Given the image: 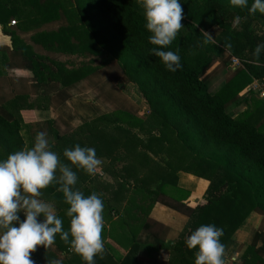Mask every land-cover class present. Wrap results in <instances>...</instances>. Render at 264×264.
I'll use <instances>...</instances> for the list:
<instances>
[{
	"label": "trees",
	"instance_id": "16d2710c",
	"mask_svg": "<svg viewBox=\"0 0 264 264\" xmlns=\"http://www.w3.org/2000/svg\"><path fill=\"white\" fill-rule=\"evenodd\" d=\"M252 2L248 0L249 7ZM180 3L184 28L168 48L161 50H178L182 68L169 72L150 52L156 46L148 41L150 33L137 0H0L1 30L11 42L10 47L0 46V161L27 147L22 130L28 125L22 110H34L41 115L53 100L84 92L85 87H80L83 81L98 73V67L90 63L68 66L67 61L56 60L50 53L105 56L103 64L109 59L115 61L124 80L135 85L148 106L146 121L129 110L117 108L86 125L96 135L92 140H97L93 143L97 153L104 147L108 152L104 156H111L118 146L126 150V157L130 156L133 163L145 167L142 170L146 166L149 169L145 176L152 185L145 182V176L135 175L139 169L129 166L130 163L119 170L111 167L109 171L120 185L110 189L113 197L109 199L100 192V181L94 175L86 174L63 157L65 148L77 144L87 147L85 144L91 141L88 134L81 141L72 134L55 131L51 124L47 126L56 137L50 148L58 150L65 164L77 174L75 189L85 196L100 194L108 226L104 223L103 230L125 250L116 259L104 249L103 258L97 255L95 264H194L195 249L189 250L185 240L196 228L207 224L223 229L225 263L237 252L234 264H264L261 228L248 243L239 244L234 238L235 231L252 212L264 218V98L257 92V97L250 94L245 98V108L234 112L241 102L239 91L243 87L250 86L254 79L264 87V52L259 57V67L250 62L255 46L264 43V35L256 30L258 23L264 24V14L249 15L247 8H233L229 0ZM236 16L241 17L239 23ZM63 19L66 23L60 24ZM56 22L59 25L55 28H43ZM30 30V39L49 54L34 49L19 34ZM201 30L211 34L217 43L204 44ZM228 42L232 44L231 51L223 47ZM232 56L240 60L241 67L231 70ZM216 61L223 63L224 74L228 68L231 75L220 78L212 67ZM13 62L17 66L14 73ZM96 124L102 126L98 129ZM129 169L134 170L131 174L137 182L147 185L143 188L136 183L129 194L123 195L121 185L126 178L122 175L119 179V174H123L122 170L127 174ZM180 172L203 181V202L188 205L196 183L191 187L181 183ZM58 188V184H53L42 194L52 199L67 231L69 205ZM163 198L173 200L175 203L164 202L186 214V220L175 240L165 239L164 227L161 233L154 231L156 240L142 243L138 240L139 232L151 229L146 220L148 212L154 202ZM114 212L116 216L112 215ZM258 240L262 243L257 244ZM59 252L67 257L58 258ZM30 258L35 264H85L59 235L53 250L38 246Z\"/></svg>",
	"mask_w": 264,
	"mask_h": 264
},
{
	"label": "clouds",
	"instance_id": "9594fccd",
	"mask_svg": "<svg viewBox=\"0 0 264 264\" xmlns=\"http://www.w3.org/2000/svg\"><path fill=\"white\" fill-rule=\"evenodd\" d=\"M137 3L150 33L148 41L156 46L150 49L151 54L160 59L167 71L181 69L178 50H161L168 48L184 28L180 0H137ZM229 3L233 8H247L249 15L264 14V0H253L250 7L248 0H229ZM240 20V16L235 17L237 23ZM201 31L205 36L204 44L217 43L211 34ZM223 47L231 51L232 44L228 42ZM262 52L264 43L256 45L252 53L254 59L250 62L257 67ZM63 157L88 175H94L103 163L95 148L79 144L65 148ZM77 180L72 167L62 163L60 156L50 149L44 131L36 134L31 148L13 152L0 161V264H35L31 253L38 246L48 248L55 244L57 235L85 264H95L97 255L103 258L104 202L96 192L85 196L75 189ZM53 184L59 185L57 190L63 193L64 202L69 205L67 231L54 206L40 198L42 190ZM20 212L24 214L22 221ZM41 216L42 221L38 219ZM222 236L223 229L214 224L201 225L192 231L185 244L189 250L195 249L194 264H225L226 246L221 242Z\"/></svg>",
	"mask_w": 264,
	"mask_h": 264
},
{
	"label": "rangeland",
	"instance_id": "374dc122",
	"mask_svg": "<svg viewBox=\"0 0 264 264\" xmlns=\"http://www.w3.org/2000/svg\"><path fill=\"white\" fill-rule=\"evenodd\" d=\"M61 23H66L65 19H63L60 22V24ZM10 24L15 25L14 21L13 23L11 21ZM58 25L59 23L56 22L55 24H50V26L45 25L43 26V28H46V27L55 28ZM0 28H1V25H0ZM256 30L259 34L264 35V24L261 25L258 23L256 25ZM32 31L33 30H30L27 32H19V34L27 43H30L34 49L41 51L45 54H49L47 51L43 50L42 48L34 44V42L30 39V34L32 33ZM0 42H2V44L5 43L9 45L10 40L8 36L3 35L1 37ZM49 55L54 57V59L56 60L65 61V62L67 61L68 66L81 65L82 63L83 64L90 63L92 64V66L98 67V73L92 74L85 81H83V84L80 87L82 88L85 87L84 92L75 94L73 98L69 100V102L63 103L64 104V105L62 104L63 106L61 105L57 108L50 107L45 112H42L43 114L40 115L38 121L47 119V117L51 116L52 117L51 121L53 122V126L56 130L58 129V132H60L63 135L72 134L74 137L76 136V137L81 138L80 139L81 141H82V138H84L88 134V137L91 139V141L89 144L87 145L85 144V146L93 148V143L95 142L96 139L94 141L92 139L96 135H92L93 131H91L89 127L86 125L87 123H92V122L95 123L96 118L99 115L103 113H108L117 108H123V109L133 112L135 115H137L136 117H140L141 119H144L145 121L146 119H148V114H149L148 108H147L148 106L145 103V100L138 93L133 83L126 82L124 80L122 71L115 61L109 59V61L106 64H103V60L105 56H100V55L98 56H95V55L85 56L81 54L64 55L61 53L60 54L50 53ZM1 56H2V51H0V66H1V61H2ZM222 64L223 63L216 61L212 65V67L216 69L218 76L220 78L224 76L225 77L230 76L232 72L231 70L233 69L231 68V70H229L227 68L226 73L224 74V72L222 71L223 69ZM13 65H14V62H13ZM15 67H17L16 63L14 67H12L11 72L14 73L13 69ZM18 71L20 70L18 69ZM250 94L251 95L253 94L256 96L255 92L250 93L249 85H247L246 87H243L239 91V98L241 99V102H239V105L234 107V112H239L245 108L246 106L245 98L248 97ZM25 119H27V117L26 118L24 117V120ZM70 125H72V127H70ZM95 126H98V129H99L102 125L99 126L96 124ZM138 130L140 129H138L137 127V131ZM41 131L46 132L47 125H45L44 123H39V122L37 124L31 125V126H25L23 128L22 133L24 134V137L27 143L26 149L31 148L34 145L35 136L38 132H41ZM139 134H142V133H139ZM47 136L49 139V146L56 143L55 135L47 133ZM50 149L56 152L60 156L62 163H65L64 160H62L60 152H58V150L53 149V148H50ZM99 149L100 150L102 149V151L98 153L96 152V155L98 158H100L103 161V163L96 170L94 177L97 181H100L99 182L100 184L97 182L98 187L100 188V192L105 194L106 197H108V199L112 196V190L110 189H114L116 188V186L120 185L119 184L120 182H117L114 179V175L110 173L109 169L111 167H114L117 170H119L122 167H125V166L127 167V164L130 163L128 164L129 166L136 167L134 169H139V171H136L134 173L135 175L140 174L141 176H145V174L149 171V169H147V166L145 170H142L145 167H141L139 166V164L133 163V161H131L132 159L130 158V156L127 158L126 156L128 155V153L127 154L124 153V151L126 150H123V148L121 147L116 146V148H114L111 151V156H106L108 152L106 151L107 149H105L104 147H100ZM104 153H106L105 156H104ZM123 153L124 155H122ZM151 156L153 157V159L156 158V156L154 155H151ZM122 171H123V174H119V179L123 178L122 175L124 176V178H126L125 184L123 186L121 185V187H124V189H122L121 191V193L122 192L124 193L123 195L129 194L130 191L136 187V183L141 184L143 188L145 187V185H147V184L144 185L140 181L137 182L135 176L131 174L134 171L133 169L131 170L129 169L130 174L128 170H127V174L124 172V170ZM57 176H59L58 172H57ZM147 180L148 178L145 176V182H147L148 185H152ZM179 180L181 183L185 185L199 183L198 187L196 188L195 194L190 195L187 200L189 206L190 204L196 205L197 203L204 201L203 193H204L205 184L203 183V181L199 180L196 176L190 173H184V172L179 173ZM40 198L43 199L45 202L52 204L51 202L52 199H50L48 196H45L42 194ZM136 200H139V199L135 198V201ZM135 212H138V210H135ZM112 215L116 216V213L114 212ZM19 216L22 221L24 219L23 212H20ZM38 219L42 221L43 217L41 216ZM106 227H108L107 224H106ZM102 233H103L102 235L104 236L103 241L104 243H107L108 241L107 233L105 230ZM48 248L53 250L55 248V244H53L52 246ZM109 248L110 247L107 244L104 245L105 250ZM57 256L60 259L67 257V255H65L64 253H60V252L58 253Z\"/></svg>",
	"mask_w": 264,
	"mask_h": 264
},
{
	"label": "crops",
	"instance_id": "0c3cea01",
	"mask_svg": "<svg viewBox=\"0 0 264 264\" xmlns=\"http://www.w3.org/2000/svg\"><path fill=\"white\" fill-rule=\"evenodd\" d=\"M5 35L3 34L1 28H0V41H1V37ZM7 36V35H5ZM9 38V37H8ZM10 40V39H9ZM0 46L4 45V46H11V42L8 44H5L2 42H0ZM3 54V53H2ZM73 98V96L66 98L65 100H53L50 103L49 107H54L57 108L59 106H61L63 103H67L69 102V100ZM64 105V104H63ZM62 105V106H63ZM48 110V109H47ZM22 116L23 119L24 117L27 119L24 120V122L29 126V124H36V123H44L45 125L49 126V124L52 125L53 129L55 131H58V129L56 130L53 126V122L51 123H47L45 119L38 121L40 115L38 114L37 111L34 110H22ZM37 117V119H36ZM48 120L52 119L51 116H49L47 118ZM61 119V117H60ZM70 127H72V125H70ZM54 131V132H55ZM54 132L52 133L51 131L47 130L46 133H50V134H54ZM196 188L198 187L199 183L195 184ZM188 187H191V184H187ZM196 188L194 190H192L191 195L195 194ZM188 200V199H187ZM164 201H168L171 203H175L173 200H169L166 198H163L161 200H157L156 202H154L153 207L150 209V211L148 212V216L146 218V220L148 219V222L151 223L150 228L151 229H142L139 234H138V240L142 243H148V242H152L151 239L156 240L155 232H160L162 231V229L165 227L167 228L166 231V235H165V239L168 241H173L177 238L178 234H179V229L180 227L183 225V223L186 220V214L180 212L177 209H174L173 207L168 206L167 204H165ZM188 202V201H187ZM190 206H194L191 205ZM261 228L263 233H264V218L260 213L257 212H252L246 219V221L244 222V224L238 228L235 233H234V238L235 241L239 244H243V243H248L252 240V237L254 235V233ZM104 231V230H103ZM107 231V230H105ZM107 233V232H106ZM103 234V233H102ZM104 238V236L102 235V239ZM107 244L110 248L106 249V251L113 256V258L119 259L123 256L125 250L123 247H121L119 244H117L115 241H113L107 234ZM262 240H258L257 244H261ZM156 244V243H155ZM237 252H235L234 254H231L230 257L227 258L226 263L225 264H234L235 258H236Z\"/></svg>",
	"mask_w": 264,
	"mask_h": 264
},
{
	"label": "built area",
	"instance_id": "2783aa9c",
	"mask_svg": "<svg viewBox=\"0 0 264 264\" xmlns=\"http://www.w3.org/2000/svg\"><path fill=\"white\" fill-rule=\"evenodd\" d=\"M12 23H13V21H12ZM229 66H230V68H232L234 70L237 67H241L242 63L240 62V60L237 57L232 56L230 58ZM249 90L257 92L260 97L264 98V87H263V84L259 80L254 79L253 82L251 83V85L249 86Z\"/></svg>",
	"mask_w": 264,
	"mask_h": 264
}]
</instances>
